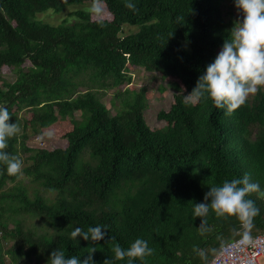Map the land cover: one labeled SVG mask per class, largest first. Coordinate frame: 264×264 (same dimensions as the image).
<instances>
[{
  "label": "trees",
  "instance_id": "obj_1",
  "mask_svg": "<svg viewBox=\"0 0 264 264\" xmlns=\"http://www.w3.org/2000/svg\"><path fill=\"white\" fill-rule=\"evenodd\" d=\"M228 1L132 0L136 8H129L127 0H102L110 20L94 21L78 10L76 23L52 26L37 15L93 0H0V74L9 68L17 77L0 85V105L20 125L6 150L21 159L28 155L24 175L56 194L52 201L30 198L20 185L2 192L19 174L0 165V264H8V241L10 264H47L57 247L86 257L92 246L97 264L107 256L126 264L127 258H114L112 245L128 247L137 237L154 249L137 264H210L222 246L241 238L240 221L214 211L206 217L211 230L202 232L194 203L210 186L245 173L264 188V90L232 111L210 98L184 100L235 23L225 12ZM125 24L139 30L122 36ZM137 68L172 81L174 103L159 115L166 129L148 126L145 88L118 91L123 106L116 115L102 102L108 91L130 85ZM24 110L31 112L29 121L19 116ZM56 126L65 149L27 144L29 129L36 136L59 135ZM249 196L260 208L256 236L264 232V191ZM95 224L107 226L108 237L93 242L70 236L76 226Z\"/></svg>",
  "mask_w": 264,
  "mask_h": 264
},
{
  "label": "clouds",
  "instance_id": "obj_2",
  "mask_svg": "<svg viewBox=\"0 0 264 264\" xmlns=\"http://www.w3.org/2000/svg\"><path fill=\"white\" fill-rule=\"evenodd\" d=\"M235 5L243 14L242 18L235 21L221 50L201 73L193 90L184 94L186 103L210 98L217 107L232 111L245 104L250 94L264 86V0H235ZM127 6L136 8L132 0H127ZM102 10V0H93L90 11L101 14ZM11 118L9 108L0 105V165L6 166L9 174H22L23 160L6 150L9 138L20 131L19 123ZM258 191H264V188L248 173L210 186L204 200L194 203L193 215L202 218L199 228L202 232L211 230L206 217L214 211L217 216H235L240 221L241 244L261 239L252 234L254 218L260 213V208L249 196ZM108 235L107 226L102 224L89 225L87 230L76 226L70 232L73 239L83 238L93 242L104 240ZM113 240L115 237L111 236L110 242ZM112 251L115 259L127 258L126 264H137V258L143 260L154 249L147 239L137 237L128 247L116 242ZM196 251L206 258L205 249L197 247ZM95 252V246H92L86 257L66 255L64 249L57 247L51 252L47 264H97ZM104 264H113V258L107 256Z\"/></svg>",
  "mask_w": 264,
  "mask_h": 264
},
{
  "label": "rangeland",
  "instance_id": "obj_3",
  "mask_svg": "<svg viewBox=\"0 0 264 264\" xmlns=\"http://www.w3.org/2000/svg\"><path fill=\"white\" fill-rule=\"evenodd\" d=\"M225 7V12L230 13L232 15L233 20H238L242 18V13L234 9L233 0L228 1ZM90 4H82V5H72L67 7L65 10L61 12H54L49 10L47 12L41 13L37 15V19L45 24H49L52 26H58L62 24L64 21H68L70 24L76 23L78 21L72 14L78 10H84L90 12L92 14V19L94 21L100 20H110L111 16L108 12L107 8L102 5V13L94 14L90 11ZM230 18V16H228ZM139 30L138 27L132 26L130 24L123 25L122 36L129 35L135 33ZM30 67V63L27 62L24 66L25 69ZM132 78V82L128 86H122L120 89H112L108 91L107 94L103 97L102 102L111 108L112 115H116L117 110L122 109V98L117 99L116 95L119 92H124L129 89L130 91H140L145 88L147 91L146 98V106L144 108V117L148 124V126L152 130L156 129H166L167 123L164 120L159 119V115L163 111H169L171 106L174 103L175 95L177 94L176 90L170 85L172 81L164 79L159 73H149L142 68L133 69L130 73ZM1 82H9L14 83L16 81V73L12 72L9 68H4L0 74ZM259 89L264 90V86H261ZM80 95H84L86 93V88H81ZM119 91V92H118ZM257 93V92H256ZM250 94L248 98H251L256 94ZM22 119H26L29 121L31 119V112L29 110H24L19 114ZM75 117L77 120H81L80 113L76 112ZM58 130L59 135H33L31 129L27 131L29 135V139L27 140V144L31 148H41L47 149L49 151L54 149H65L67 147V141L62 137L63 133L61 132L58 126L54 127ZM28 155H23L22 160L24 162L23 168L30 165L31 162L26 161V157ZM19 174V178L16 182L8 180L6 185L3 187L2 192H9L15 186L20 185L25 188L28 192L30 198H34L37 194L42 195L49 201L55 199L56 194L54 192L48 191L44 189L40 184L35 183L31 180V178L26 177L23 173ZM0 192V193H2ZM26 224L28 226H32L34 224L33 220H26ZM12 227V225H10ZM11 242L3 243V252L5 253V259L8 264L12 263L11 257L7 255V251L11 249ZM22 264H35V262H23Z\"/></svg>",
  "mask_w": 264,
  "mask_h": 264
},
{
  "label": "built area",
  "instance_id": "obj_4",
  "mask_svg": "<svg viewBox=\"0 0 264 264\" xmlns=\"http://www.w3.org/2000/svg\"><path fill=\"white\" fill-rule=\"evenodd\" d=\"M256 236L261 239L241 244L238 238L225 244L210 264H264V232Z\"/></svg>",
  "mask_w": 264,
  "mask_h": 264
}]
</instances>
